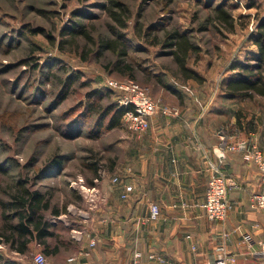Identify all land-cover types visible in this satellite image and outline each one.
Here are the masks:
<instances>
[{"label": "rangeland", "instance_id": "374dc122", "mask_svg": "<svg viewBox=\"0 0 264 264\" xmlns=\"http://www.w3.org/2000/svg\"><path fill=\"white\" fill-rule=\"evenodd\" d=\"M118 1L131 10L125 32L134 48L128 53L137 66L135 79L114 73L111 68L114 56L98 48L99 38L109 34L111 22L100 8L107 0H0V198H8L6 191L18 177L34 181V176L45 167L48 174L37 180L36 186L31 184V188L50 193L51 204L61 212L48 213L51 230L56 235L49 239V244L51 248L58 247L56 253L46 254L43 245L35 241L29 252L22 255L0 241V254L21 264H34L38 253H45L47 264H68V259L82 245L77 241L85 237V231L105 228L104 215H90L97 199V203L102 200L99 196L95 200L94 196L111 177L116 183L127 170L128 142L136 133L126 128L122 118L120 127L99 139L76 135L80 129L88 132L95 124L96 116L84 117L87 93L93 89L106 93L110 79L131 81L173 115L179 108L172 102L180 97L166 85L177 91L182 89L187 96L217 91L214 96L217 99L221 80L228 75L232 62L242 60L256 49L249 42V35L264 18V0H256L252 8L248 6L251 0H233L237 5L233 11L236 28L227 32L210 22L214 16L212 8L197 0ZM138 13L143 15L139 23L145 31L152 24L169 21L171 26L177 24L182 30L194 31V41L201 51L191 55L188 65L205 77L203 84L175 76L178 67L169 54L162 52V47L149 46L131 37ZM77 22L85 25L94 43L82 36L70 43L69 31ZM203 24L206 28L201 30ZM65 32L68 33L64 35ZM48 64H54L51 73L55 75L49 79L44 75ZM145 69L159 74L162 82L156 78L147 80ZM70 73L80 74V79L69 86L68 97L61 101L59 96ZM121 96L117 91L112 98L103 97L102 102L104 106L119 103ZM262 101L257 97L247 102L261 108ZM61 157L65 160L62 159L59 170L49 168L50 159L59 161ZM93 165L97 166V172L92 170ZM8 166V173L4 174ZM134 253L123 252L120 256L132 261Z\"/></svg>", "mask_w": 264, "mask_h": 264}, {"label": "crops", "instance_id": "0c3cea01", "mask_svg": "<svg viewBox=\"0 0 264 264\" xmlns=\"http://www.w3.org/2000/svg\"><path fill=\"white\" fill-rule=\"evenodd\" d=\"M204 92L189 98L176 91L180 99L171 102L180 115H155L144 132L132 135L127 170L118 182L111 177L102 191L96 188L94 199L102 200L90 215H104L105 228L84 232L74 264H130L120 256L130 251L142 252L141 264H202L226 252L238 264H257L264 209L253 205V196L264 193V186L256 166L240 153H227L222 169L234 181L228 191L232 208L223 221H212L202 204L211 166L218 163L214 147L221 126L231 135L254 134L264 151V101L257 108L247 101L214 99L217 91ZM152 204L161 209L156 220L150 219ZM246 234L255 242L252 247L244 241Z\"/></svg>", "mask_w": 264, "mask_h": 264}, {"label": "trees", "instance_id": "16d2710c", "mask_svg": "<svg viewBox=\"0 0 264 264\" xmlns=\"http://www.w3.org/2000/svg\"><path fill=\"white\" fill-rule=\"evenodd\" d=\"M197 1L206 8H212L214 16L210 21L211 23H214L219 29L223 28L227 32L235 31L236 19L233 11L237 5L233 0ZM251 1L250 5H248L250 6L249 8L254 7L257 3L256 0ZM107 2V4L102 5L100 8L106 12L111 22L109 34L106 36L102 35L99 38L98 48L100 51H109L114 56V60L111 63L114 73L135 79L137 66L128 53V51L134 48L133 44L127 39L129 34L125 32L129 28V22L131 21V10L125 3L118 0H107ZM242 18H246V16H240V19ZM142 19L143 15L138 13L135 32L131 37L135 38V40L138 39L140 42L147 43L149 46L162 47V52L169 54L178 67V71L174 73L175 76L182 77L184 81L194 80L199 84H203L206 81L205 77L188 65L191 55L199 54L201 51L194 41L192 35L194 31L182 30L177 24L171 26L170 21L162 25L152 24L148 28V31H145L144 26L139 23ZM205 28L203 24L201 30ZM67 33L65 32L64 35ZM69 34L71 38L70 43L80 36L84 37L88 42L94 43L90 32L86 30L84 24L79 22L75 23ZM249 42L256 49L242 60L232 62L228 69L230 74L228 73L221 80V88L218 91L217 99H237L242 101H252L257 97L264 99V18L257 24L256 30L250 33ZM83 59L87 60V57L83 56ZM53 65H47L49 69L44 74L47 79L55 77L54 73H51ZM60 68L61 71L65 70V68ZM145 72L148 75L147 80L156 78L162 82L159 74L150 73L147 70ZM79 79L80 74L70 73L68 75L67 80L64 81L63 90L59 96L61 99L59 100L63 101L68 97L69 93L66 90L69 89V86L73 82ZM166 86L173 92L177 91L176 89H172L170 85ZM115 93L117 91L112 89H108L106 93H102L99 89H93L87 93L88 98L84 107V117L96 116V119H94L95 124L88 132L80 129L76 135H85L91 139H99L121 126V120L128 108L117 102H111L104 106L102 102L103 97L112 98ZM62 159L63 161L65 160L62 157L59 161L56 158L50 159L51 167L49 168L59 170L63 162ZM96 167L93 165L92 170L95 172H97ZM9 168L8 166V168L6 167L3 170L4 174L8 173ZM44 168L34 176V181L26 177H18L14 185H10L6 191L8 198H0V241L7 245L11 251L18 254H27L31 243L35 241L43 245L46 254L58 251L57 246L51 248L49 244V239L56 237V235L51 230L48 213L57 215L61 212L56 205L51 204L52 197L50 193L37 189L32 190L31 188V184L36 186L37 180L46 177L48 174ZM64 210L66 212V205L64 206ZM0 264L21 263L0 254Z\"/></svg>", "mask_w": 264, "mask_h": 264}, {"label": "built area", "instance_id": "2783aa9c", "mask_svg": "<svg viewBox=\"0 0 264 264\" xmlns=\"http://www.w3.org/2000/svg\"><path fill=\"white\" fill-rule=\"evenodd\" d=\"M110 89L118 91L122 94L119 99V104L128 108L123 115V121L126 128L134 133L144 132L149 125L151 117L161 113L164 116H177L179 111L168 112L159 103L147 97L145 89L129 81L121 83L117 80L110 79L107 82ZM166 108V107H165ZM218 144L214 147V153L218 163L212 164V174L208 180L207 189L205 192V201L202 207L205 210L206 216L212 221H223L232 206L228 200V191L234 185V181L229 174L222 169V164L226 159L227 153H240L245 162L256 166L260 173L261 183L264 186V151L260 148L254 134L241 136L238 134H230L227 127H223L217 131ZM254 206L264 209V193H258L253 196ZM161 213L159 205H151L150 219L156 220ZM244 241L252 247L255 242L251 235H244ZM95 242L92 240L90 246L93 247ZM258 262L264 264V239L258 242ZM143 257L142 252L136 251L130 264H141ZM155 255H149V259H154ZM77 257L73 256L68 259L69 263H75ZM34 264H47V258L44 253H38L34 257ZM202 264H238L237 258L233 254L223 253L214 262Z\"/></svg>", "mask_w": 264, "mask_h": 264}]
</instances>
